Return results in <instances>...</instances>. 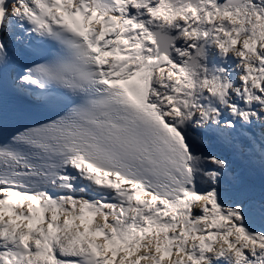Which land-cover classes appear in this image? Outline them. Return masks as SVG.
<instances>
[{
	"label": "snow or ice",
	"instance_id": "snow-or-ice-1",
	"mask_svg": "<svg viewBox=\"0 0 264 264\" xmlns=\"http://www.w3.org/2000/svg\"><path fill=\"white\" fill-rule=\"evenodd\" d=\"M0 264H264V0H0Z\"/></svg>",
	"mask_w": 264,
	"mask_h": 264
}]
</instances>
